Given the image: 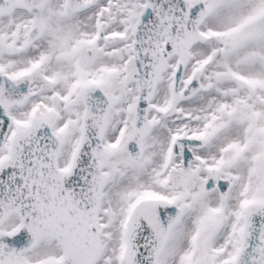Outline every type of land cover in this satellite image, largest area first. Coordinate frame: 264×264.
<instances>
[{"label":"snow or ice","instance_id":"snow-or-ice-1","mask_svg":"<svg viewBox=\"0 0 264 264\" xmlns=\"http://www.w3.org/2000/svg\"><path fill=\"white\" fill-rule=\"evenodd\" d=\"M0 264H264V0H0Z\"/></svg>","mask_w":264,"mask_h":264}]
</instances>
